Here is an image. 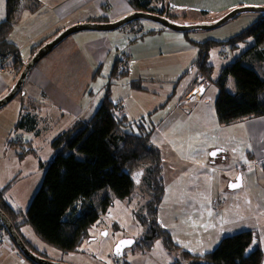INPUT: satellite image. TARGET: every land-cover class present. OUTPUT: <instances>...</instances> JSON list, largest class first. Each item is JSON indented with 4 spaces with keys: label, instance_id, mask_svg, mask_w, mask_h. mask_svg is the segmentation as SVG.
<instances>
[{
    "label": "rangeland",
    "instance_id": "374dc122",
    "mask_svg": "<svg viewBox=\"0 0 264 264\" xmlns=\"http://www.w3.org/2000/svg\"><path fill=\"white\" fill-rule=\"evenodd\" d=\"M77 1L78 3L81 2V0H73V3L75 4ZM2 3L0 0V6ZM35 3L34 0H22L20 2L18 11L14 17V27L17 21L20 20V14L23 9H29L30 5L37 8L39 5H34ZM167 3L168 0H147V8L153 12L150 14L162 15L167 9ZM240 7H233L229 11L206 15H200V13L196 15L187 12L181 14L180 17H168V19L171 23L178 26H208L215 24L229 12ZM258 14L252 12L240 13L216 28L210 30L199 29L189 32H176L168 29L160 32L158 30L161 26L158 23L149 20L135 21L141 24L140 27L144 28V30L149 28L158 30L145 35L142 39L128 43V50L142 52L146 46L152 45L153 51L155 48L156 50L151 53L167 54L172 51L176 52L161 56L159 59L148 61V63L159 66L161 72L157 76H153L155 77L154 80L146 82L147 86L155 89H152L153 93H143V96H145L148 102L154 99L159 104H164L155 111L151 110L149 112L151 113L150 117L141 115L139 119L144 118L148 124L155 127L154 141L161 153L160 176L162 177V185L164 188L163 198L157 209L156 220L158 225L168 232L173 245L177 248L172 250L166 249L163 239L158 238L154 240L152 247L148 251L140 253L132 251L135 241L140 240L144 236L147 226L139 219L146 215L145 204L148 201L142 185L139 184L142 177V173H140L135 176L137 182L135 191L131 197L127 200L114 199L112 205L107 208L105 214L99 218L96 224L89 229L87 238L83 240L75 251L65 253L44 243L33 233L27 224L18 227V231H15L20 238H23V243L27 244L26 247L30 251L43 260L58 264H187L182 259L181 252L202 255L213 250L219 240L218 242L214 241L226 235V233L233 231L232 224L237 229L236 222L246 220L250 216V212L259 211L258 201L259 199L263 200L264 190L262 185L257 184L262 180L258 170H264V120L259 118L264 117L246 119L249 120L247 122H250V124H254V127H246L244 121L230 125H221L216 122V124L210 125L206 130L195 129L192 135L190 132H184V125L182 124V121L186 119V115H183V112L191 113L192 108L196 104L202 106L203 102L207 100V111L211 110V107L213 109V101L218 92L217 86L213 81L218 78L221 69L226 64L231 62L236 55H240L247 48L246 44H242L239 50L233 51L224 44V41L239 34L255 22ZM102 19L100 17L94 18L95 21L100 23L104 22ZM131 24L132 22L124 24L119 29H128ZM53 36H46L40 40V45L37 44L31 47L30 57L28 58L20 57V50L17 49V54L20 58L17 61L18 63H14L13 54L4 62L3 70L13 71L15 81H17L24 66L44 43L46 44L56 37ZM206 40L220 42V44L213 45L209 49L208 63L212 66L211 75L206 80L204 77L198 79L204 85L203 95L191 97L185 103L180 97L191 87L192 79L196 71V68L191 67V64L198 58V49L196 48V51L194 49L195 45L193 47L191 42L200 43ZM166 41L172 44L163 46L162 44ZM60 44L44 55L33 68L39 69L40 66H44V60ZM133 45H135L134 48ZM121 59H125V61L122 62ZM115 65H117V70L121 68L120 66H123L129 71L131 67L130 54H127V52L123 53ZM139 65L141 64L138 63L135 70L138 69ZM163 67H168L169 70L166 71L162 69ZM106 69L107 64L100 70L98 80L96 79L92 85L94 94H97L101 82L100 78L107 75L109 71L105 72ZM262 70H264V65ZM132 72L135 73L134 70ZM28 76L29 74L13 99H17L20 95H23L21 101L23 100L24 102L22 101L20 106L31 105L38 110L40 106L37 103L28 101V98L26 99L24 97ZM109 81H112V85L116 83L115 88L119 92H122L123 86L126 88L128 85L129 75L122 76L120 80L113 77L112 79L105 78L104 83H108ZM227 88H234L232 79L227 84ZM165 93H167V96L164 95ZM174 106L176 108L173 110ZM207 119L209 120L210 118L206 117L196 121L198 124H204L205 127L210 122ZM127 120L131 123L136 121ZM147 123L146 125H148ZM14 125L11 128V134L5 139L7 148L10 149L9 151L17 150L22 142H25L22 138L23 133H20L18 130H13ZM252 130L255 132L254 138L248 139L246 131L251 132ZM16 142L21 143L18 144ZM25 143H23L24 146L27 145ZM17 151H21V149L19 148ZM33 153L34 151L28 155L33 157L36 154ZM212 153H215V155H212ZM42 155H39V157L45 159ZM52 155L53 152L48 157V162ZM197 158H202L199 159L203 161L201 166L195 164ZM16 165L18 166V164ZM46 166L38 174H32L26 178V180H29V178L32 179L34 177L31 186L28 185L29 190L24 191L31 192V197L28 199H26V196H21L20 193L22 192L18 191L27 184L24 180H20L23 175H26L25 173L20 175V168H17L14 172H10L7 178L1 180L4 181L2 184L4 186L0 187V189L13 182L3 194L6 204L14 207L17 203V198H22L17 208H11V212L19 215L25 213L33 195L43 181ZM89 168L87 166L86 171L89 172ZM26 172L29 174V171ZM238 177L240 179L239 183H237ZM15 178L18 179L12 181ZM236 183L237 185L235 187L230 186ZM248 224L250 223L248 222ZM123 239H131L133 240V244L125 248L121 256H115V247ZM10 250H13L20 258L24 257L14 245L5 228L0 224V252ZM4 260L7 264H20L18 262L14 263L15 259L9 257H6ZM4 260L2 261L0 259V264H5ZM23 260V264H30L31 262L27 258ZM262 264H264V260Z\"/></svg>",
    "mask_w": 264,
    "mask_h": 264
},
{
    "label": "trees",
    "instance_id": "16d2710c",
    "mask_svg": "<svg viewBox=\"0 0 264 264\" xmlns=\"http://www.w3.org/2000/svg\"><path fill=\"white\" fill-rule=\"evenodd\" d=\"M21 1L6 0V17L0 22V63L13 54L14 63L20 60L17 47L9 41V37ZM128 3L133 12L153 13L147 8V0H129ZM137 25L140 24L134 21L129 27ZM136 33L130 41L150 32L141 33L138 28ZM217 44L220 42L213 40L194 43L198 58L191 64L196 68L191 90L198 87L200 77L205 80L210 78L209 49ZM224 44L233 51L239 50L242 44H246L247 48L226 64L213 81L218 89L213 101L215 122L230 125L264 117V13H259L255 22ZM128 72L122 68L117 70L115 65L112 77H122ZM230 79L233 89L227 88ZM137 83L131 82L136 89H142ZM111 85L112 81H109L104 86V97L90 119L73 123L53 138V155L25 213L11 212V207L4 202L3 194L13 182L0 189V210L16 231L27 224L44 243L65 253L75 251L114 199L127 200L131 197L137 182L135 176L142 173L139 184L148 201L145 204L146 215L139 219L147 226L144 236L135 241L132 251H148L158 238L163 239L166 249L172 250L177 247L156 220L164 188L160 176L161 153L154 141L155 127L144 118L131 123L121 116L118 104L110 98ZM41 117L39 110L23 105L13 130L31 133ZM23 143L19 147L21 151H17L19 148L13 151L19 161L33 152L27 142L25 146ZM87 166L91 171L90 168L89 172L86 171ZM181 257L187 264H262L264 256L257 233L246 230L222 237L213 250L202 255L181 252Z\"/></svg>",
    "mask_w": 264,
    "mask_h": 264
},
{
    "label": "crops",
    "instance_id": "0c3cea01",
    "mask_svg": "<svg viewBox=\"0 0 264 264\" xmlns=\"http://www.w3.org/2000/svg\"><path fill=\"white\" fill-rule=\"evenodd\" d=\"M1 1L3 3L0 6V22L6 17V0ZM34 1L36 2L34 5L39 6L34 8L33 5H30L29 9H23L20 14L21 18L17 21L9 37V41L20 50L19 56L22 58L30 57V48L40 44V40L44 37L51 35L55 37L70 26L79 23H100L94 20V18L99 17L103 18L104 22L102 23H112L133 13L128 3L129 0H81V2L78 3L77 1L75 4L73 0ZM244 5L264 6V0H168L167 9L162 15L167 19V16L180 17L181 14L187 12L196 15L199 13L200 15H206L229 11L233 7ZM140 25L131 26L124 30L118 28L112 31H82L77 33L68 37L49 54L44 60V66L31 70L27 78L24 97L28 98V101L37 103L40 106L38 110L43 115L35 130L31 133H23L22 138L32 147L36 154L33 157L28 155L26 159L24 158L19 161L15 158L13 150L9 151L10 149L7 148L5 143V139L11 134L13 124H16L19 117L20 105L23 101H21L23 95H20L19 98L13 99L0 109V187L4 186L2 185L4 181H1L3 178H7L10 172H14L17 168H20V175L26 174L20 180H24L27 184L18 191L22 192L20 193L21 196H26V199L31 197L30 191H24L29 190L28 185L31 186L34 177L32 179L29 178V180H26V178L32 174H38L42 171V168H45L49 160L48 157L52 154L51 141L56 135L71 127L75 122H85L90 119L104 97V86L107 84L104 83L105 78L112 79L113 68L123 53L127 52V54H130L129 82L126 88L123 86L122 92H119L115 88L116 83L112 85L110 95L111 100L118 104L121 116H124L126 120H137L141 115L150 117L151 113L149 112L151 110L155 111L164 104H159L154 99L148 102L145 96H143V93H153L155 89L147 86L146 82L154 80L155 77L153 76H157L161 72L159 66L148 63V61L176 52L172 51L167 54L151 53L156 50L155 48L153 51L152 45L146 46L142 52L128 50V43H131L132 41L130 40L136 37L138 28L141 30V33H153L158 30L152 28L144 30ZM164 29L166 30L167 28L161 26L158 31L163 32L165 31ZM33 38L35 39L32 40ZM191 43L194 47V42L192 41ZM171 44L169 41H166L162 45ZM194 49L197 51L196 47ZM138 63L141 65L135 70ZM106 64L107 69L105 72L109 71L107 75L100 78L101 82L97 94H94L92 85L96 79L98 80L100 70ZM162 69L169 70L168 67H163ZM133 70L135 73L132 72ZM13 74V71L5 69L0 72V99L9 93L16 82ZM113 78L120 80L121 77L115 75ZM133 81L138 82V85H136L142 89H136L131 84ZM190 90L191 88L180 98L183 100ZM164 95L167 96V93ZM15 100L16 102H14ZM207 103L208 101L206 100L202 106L196 104L192 108V114L183 112V115H186V119L182 121L184 132H190L192 135L197 128L206 130L210 125L216 124L213 109L211 107V110L207 111ZM175 108L176 106H174L173 110ZM206 117L210 118L209 120L207 119L210 121L208 125L204 127V124L197 123L199 119L201 120ZM259 119L264 120V118ZM247 121L249 120H244L246 127H254V124H250ZM246 133L248 139L254 138L255 132L253 130L251 132L246 131ZM41 154H43L42 157L45 159L39 157ZM199 159L202 158H197L195 164L201 166L203 161ZM26 171H29V174ZM258 173L261 175L262 180L257 184L264 187V170H258ZM20 199L22 198H17V203L11 208H17ZM262 199L258 201L259 211L250 212V216L246 220L236 222L237 229L232 224L233 231L226 233V235L246 230L255 231L264 256V190ZM223 236L214 242L220 241V238ZM6 257L15 259L14 263L23 264L24 261L13 250L0 252V259L2 261ZM4 263L7 264L5 260Z\"/></svg>",
    "mask_w": 264,
    "mask_h": 264
},
{
    "label": "water",
    "instance_id": "95a60500",
    "mask_svg": "<svg viewBox=\"0 0 264 264\" xmlns=\"http://www.w3.org/2000/svg\"><path fill=\"white\" fill-rule=\"evenodd\" d=\"M245 12H252V13H264V7L262 6H244L237 9L232 10L229 12L225 17L217 21L213 25L208 26H178L173 23H171L167 18L161 16L160 14H150V13H144V12H133L132 14L112 23H79L76 25H73L71 27H68L61 33H59L54 39L46 43L44 46H42L38 52L29 60V62L24 66L22 72L20 73V76L18 80L16 81L13 88L10 90V92L2 99H0V108L5 106L7 103H9L14 96L19 92L21 89L27 75L32 70L34 65L47 53L52 51L58 44H60L65 38L68 36L82 32V31H112L115 29H118L122 27L124 24H128L133 21L137 20H149L155 23L160 24L162 27L167 28L172 31L176 32H189L193 30H210L213 28H216L227 21H229L231 18H233L235 15ZM240 179L238 177L237 183H239ZM237 183L235 185H237ZM0 224L5 228L7 231L9 237L13 241L14 245L18 248V250L21 252V254L27 258L29 261H31L34 264H58L49 262L46 260H43L42 258L38 257L36 254L31 252L26 245L23 243V240L20 238V236L15 231L11 221L9 218L0 210ZM127 242V243H122ZM131 244H133V240L131 239H123L115 247L114 255L115 256H121L123 250L127 247H129Z\"/></svg>",
    "mask_w": 264,
    "mask_h": 264
},
{
    "label": "built area",
    "instance_id": "2783aa9c",
    "mask_svg": "<svg viewBox=\"0 0 264 264\" xmlns=\"http://www.w3.org/2000/svg\"><path fill=\"white\" fill-rule=\"evenodd\" d=\"M122 62L125 61V59H121ZM125 65H127L125 63ZM122 69L126 70V67H123V66H120ZM4 68V63H0V72L3 70ZM203 88H204V85L198 81V87L193 91V92H190L186 95V101L185 103H187V100L191 97H197V95L199 96V94H201L203 92Z\"/></svg>",
    "mask_w": 264,
    "mask_h": 264
},
{
    "label": "bare ground",
    "instance_id": "6f19581e",
    "mask_svg": "<svg viewBox=\"0 0 264 264\" xmlns=\"http://www.w3.org/2000/svg\"><path fill=\"white\" fill-rule=\"evenodd\" d=\"M195 89H196V88L190 90V92H193ZM190 92H189V93H190ZM200 95H203V92H202L201 94H199V96H200ZM201 98H202V97H201ZM183 100L186 101V95H185V97L183 98Z\"/></svg>",
    "mask_w": 264,
    "mask_h": 264
},
{
    "label": "snow or ice",
    "instance_id": "6c2138e0",
    "mask_svg": "<svg viewBox=\"0 0 264 264\" xmlns=\"http://www.w3.org/2000/svg\"><path fill=\"white\" fill-rule=\"evenodd\" d=\"M212 155H215V153H212ZM232 187H235L236 185H230ZM122 243H127V242H122Z\"/></svg>",
    "mask_w": 264,
    "mask_h": 264
}]
</instances>
